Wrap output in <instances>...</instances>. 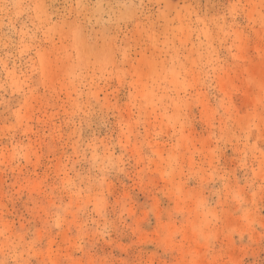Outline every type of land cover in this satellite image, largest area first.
<instances>
[{
  "label": "rangeland",
  "instance_id": "374dc122",
  "mask_svg": "<svg viewBox=\"0 0 264 264\" xmlns=\"http://www.w3.org/2000/svg\"><path fill=\"white\" fill-rule=\"evenodd\" d=\"M0 264H264V0H0Z\"/></svg>",
  "mask_w": 264,
  "mask_h": 264
}]
</instances>
